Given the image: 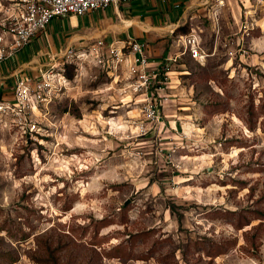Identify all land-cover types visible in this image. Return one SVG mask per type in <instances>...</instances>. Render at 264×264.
<instances>
[{
    "label": "rangeland",
    "instance_id": "1",
    "mask_svg": "<svg viewBox=\"0 0 264 264\" xmlns=\"http://www.w3.org/2000/svg\"><path fill=\"white\" fill-rule=\"evenodd\" d=\"M177 1L207 56L173 44L158 123L129 94L127 43L67 59L84 25L59 18L33 41L30 57L56 54L55 93L34 131L0 119V264H264V19L244 31L236 8L215 23Z\"/></svg>",
    "mask_w": 264,
    "mask_h": 264
},
{
    "label": "built area",
    "instance_id": "2",
    "mask_svg": "<svg viewBox=\"0 0 264 264\" xmlns=\"http://www.w3.org/2000/svg\"><path fill=\"white\" fill-rule=\"evenodd\" d=\"M132 1L137 0H5L0 20V65L14 63L18 56L29 49L33 41L46 31L49 23L55 18H81ZM199 6L214 15L215 23H218V16L225 10L236 8L239 12V25H242L244 31L264 19V0H200ZM173 42L174 45L180 43L184 52L193 59H204L207 56L204 54L202 41L194 33L175 34ZM95 43L102 44L101 41ZM127 45L130 46L136 66L129 94L140 95L144 116L148 121L158 123L162 115L151 90L154 89L157 79L169 69V64L176 60L177 55L168 54L159 64L150 68L140 41L130 39ZM238 46L241 53H247L243 45L238 43ZM112 47L117 54L122 53ZM81 49L82 47H68L62 56L72 60L78 59ZM53 69L54 63H50L36 77H18L10 96L0 100V119L9 116L21 129L34 131L36 121L31 117L32 107L34 103L47 104L54 96ZM163 79H166V76Z\"/></svg>",
    "mask_w": 264,
    "mask_h": 264
},
{
    "label": "crops",
    "instance_id": "3",
    "mask_svg": "<svg viewBox=\"0 0 264 264\" xmlns=\"http://www.w3.org/2000/svg\"><path fill=\"white\" fill-rule=\"evenodd\" d=\"M161 1L165 0H137L110 8L107 11L95 12L85 17H68L58 19L61 23L66 19L76 22L78 19L83 22L81 33H74L70 43L63 47L62 55L66 48L77 47L78 45H88L84 41H101L102 43L124 45L130 39L138 40L143 45L144 57L150 64L149 67L159 64L163 57L171 53L176 29L185 26L187 14L182 11L184 4L177 0H171L167 5L172 14H166L165 8L161 6ZM177 9H181L182 16H179ZM185 8H183L184 10ZM173 10V11H172ZM162 12L164 18H158ZM99 13H102L104 20L98 21ZM65 23V22H64ZM188 28L190 25H186ZM85 31V32H84ZM189 31V30H188ZM77 43V45H76ZM80 47V46H78ZM28 50L22 52L14 63H8L9 68L0 72V92L8 93L3 98L9 97L10 90L15 81L20 76L36 77L56 58L54 50L39 51L36 56H29Z\"/></svg>",
    "mask_w": 264,
    "mask_h": 264
},
{
    "label": "trees",
    "instance_id": "4",
    "mask_svg": "<svg viewBox=\"0 0 264 264\" xmlns=\"http://www.w3.org/2000/svg\"><path fill=\"white\" fill-rule=\"evenodd\" d=\"M175 33H181V34L188 33V27L186 25L185 26L178 27L176 29Z\"/></svg>",
    "mask_w": 264,
    "mask_h": 264
}]
</instances>
